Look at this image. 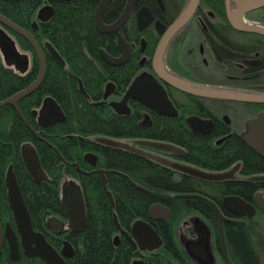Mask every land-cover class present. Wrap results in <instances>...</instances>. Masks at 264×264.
Here are the masks:
<instances>
[{
    "label": "flooded vegetation",
    "instance_id": "obj_1",
    "mask_svg": "<svg viewBox=\"0 0 264 264\" xmlns=\"http://www.w3.org/2000/svg\"><path fill=\"white\" fill-rule=\"evenodd\" d=\"M53 1L55 0L38 1L40 7L37 9V14L44 7H51L52 14L44 21L37 16V19L32 21L31 28L34 31H39L43 25L42 23H45L46 31L47 29H49V32L52 31L51 18L55 11ZM60 1L62 4H70L74 0ZM94 1L96 3L93 9L92 22L98 34L99 46L98 55L94 57L95 59L90 58V62L97 71L99 67L102 69L103 75L101 74V77L104 81L99 92L100 95L94 98L86 93L81 78L71 74L78 91L90 102L110 105L112 110L120 115L129 114L133 107L140 105L146 111L145 114H142L144 122L147 121L150 113L162 117L182 115L190 133L204 141L205 144L210 145L208 148L213 152L219 150L218 153L221 157L220 160L215 161L217 163L215 168L199 167L186 155V151L182 147L166 141L155 142L178 147L182 152H166L149 147L158 153L152 151H147V153L209 173L220 174L229 172L234 168L230 176L210 180L184 173L157 161L163 166V182H167L168 185L165 186L170 190L169 193L162 194L159 202L169 209L168 218L153 220L149 217L151 223L149 224L153 228L154 226L157 227V230L154 229L161 238V244L157 249L148 251L134 247L126 236L119 232L118 240L125 239L135 251L136 257L133 261L140 259L143 264H146V258L163 255L169 248L173 249L171 251L174 259L173 264H264V159L250 149L242 139V135L247 128V121L264 112V103L213 99L192 95L172 86L158 75L155 70V51L163 33L157 32L154 22L158 20L165 26L166 30L190 0H134L130 13L120 28L106 32H100L96 28L94 13L100 0ZM126 3L127 0H110L102 13L103 24L111 25L114 23L124 10ZM143 8H147L151 12L153 21L143 29H139L137 14ZM215 18V13L206 5H202V0H198V4L191 15L167 39L159 62L163 67V71L167 75L195 87L248 95H264V84H260L261 81H264V35L239 31L231 25L229 32L227 26L213 25L212 21ZM33 22H35V25ZM244 23L264 26L246 19ZM0 28L7 31L5 26L1 24ZM230 35L237 38V41L234 42L236 43L235 48H232V46L231 49H229L230 42L226 40ZM45 41L48 40H44L42 46H44ZM124 48L127 50L126 59L118 64L107 62L101 54V50H103L110 57L119 59L123 55ZM18 50L25 53L19 48ZM47 53L53 63L65 68L67 64L64 58H62L64 63L60 64L48 50ZM34 54V50L33 55L27 53L29 65L25 72L31 67L32 56H35L38 62ZM146 77L156 79L163 86L177 111L175 116L159 114L133 98H128L126 101V106L129 109L127 113H118L115 110L113 103L119 102L123 98L134 79ZM95 87H99V83ZM104 94H106V97H104ZM47 97H52L55 100L51 95L45 98ZM45 98L39 101L37 108L33 109L32 112L37 123V114ZM188 117L210 120L212 126L203 133L193 132L187 125L186 119ZM232 146L235 147V153L228 152V147L231 148ZM247 150L249 152L245 153ZM93 158L96 163L95 156ZM74 165L77 166L76 163ZM102 170L105 178L104 169ZM228 196L243 199L244 202L250 205L252 211L241 214L233 213L224 204V199ZM180 204H185L191 208L177 213L175 210ZM212 205L218 209L219 214ZM62 208L63 211L60 216H49L54 217L56 220L50 222L52 228L46 226L47 231L44 236L55 243L57 251H60L65 240L71 244L74 250V246L68 238L81 230L75 232L68 227L63 204ZM59 222H62V227L59 226ZM169 222L175 230L172 243L167 240L169 237ZM7 223L15 230L12 215L9 220L0 221V254L5 253L6 255V261H0V264H18L23 256L37 257L25 255L21 247L18 259L10 257L8 243L4 236ZM126 230L129 231V228ZM115 244H118V241ZM198 246L203 248L204 257H200L194 250ZM71 256L64 259L67 260ZM169 261L171 260L168 259L166 264Z\"/></svg>",
    "mask_w": 264,
    "mask_h": 264
},
{
    "label": "trees",
    "instance_id": "obj_2",
    "mask_svg": "<svg viewBox=\"0 0 264 264\" xmlns=\"http://www.w3.org/2000/svg\"><path fill=\"white\" fill-rule=\"evenodd\" d=\"M38 1L0 0V14L32 32L45 60V73L41 83L36 90L18 101L20 113L29 126L10 104L0 107V221H7L11 216L5 185L10 164L28 209L31 226L44 235L47 231L46 218L60 216L63 211L60 186L71 180L82 192L85 222L80 232L67 237L74 246V254L66 262L131 264L136 257L132 246L125 239L118 240V244L114 243L118 236L114 216L125 230L136 219L150 223L149 207L159 203L162 194H167L170 190L166 187L167 182H163V166L157 161L138 152L101 143L97 138H113L130 143L146 140L171 142L182 147L199 167L206 168L216 167L215 161L221 157L219 150L213 152L208 148L210 145L192 135L182 115L162 117L150 113L144 122L142 114L146 111L140 105L133 107L131 113L120 115L106 103L96 104L87 100L78 91L71 74L81 78L84 89L90 96L97 98L100 95L104 81L101 77L102 69L99 67L97 71L90 62V58L98 55L99 46L98 34L92 22L96 2L74 0L70 4H62L60 0H55V11L51 18L52 31H46L45 23H42V27L36 32L31 27L32 21L37 19V9L40 7ZM202 5L215 13L213 25L227 26L230 32L224 0H202ZM245 19L264 25V6L248 12ZM6 32L21 51L33 55L31 44L26 39L9 29ZM44 40H48L65 59V68L52 62L45 46H42ZM226 40L230 42L229 49L232 46L235 48L236 37L230 35ZM38 68V62L32 56L30 69L19 72L13 66L5 64L0 53V101L26 88L35 79ZM97 83L99 87L96 88ZM260 84H264V81ZM48 95L55 98L65 119L44 127L36 122L32 112L39 101ZM26 142L34 146L40 166L47 175L46 181L36 183L29 176L20 154V147ZM134 146L144 152L158 153L144 145ZM228 150L236 152L233 146L228 147ZM247 152L249 151H245ZM86 153L95 156L94 166L85 160ZM99 168L104 169L105 183L96 172ZM189 208L191 207L180 204L175 211L179 213ZM154 228L157 230L156 226ZM168 230L167 240L172 243L175 230L171 222L168 223ZM46 240L56 249L54 242L48 237ZM172 250L169 248L163 255L146 258L145 263L166 264L168 259L172 262ZM0 261H6L5 253L0 254ZM18 264L45 263L38 257L23 256Z\"/></svg>",
    "mask_w": 264,
    "mask_h": 264
},
{
    "label": "water",
    "instance_id": "obj_3",
    "mask_svg": "<svg viewBox=\"0 0 264 264\" xmlns=\"http://www.w3.org/2000/svg\"><path fill=\"white\" fill-rule=\"evenodd\" d=\"M6 2H18L22 0H4ZM110 0H100L95 13L94 22L96 28L100 32H106L109 30L119 29L123 22L127 19L130 9L132 7L134 0H127L126 6L117 20L111 25H105L102 22V13L107 3ZM226 4V16L230 25L239 31L255 32L264 35V26L245 24L243 22L244 16L253 10L261 8L264 6V0H224ZM243 2L235 12L234 17L230 16L227 5L228 3L234 4L236 2ZM198 0H190L187 6L179 14V16L168 26L165 30V26L161 24L158 20L154 22V27L158 33H163L159 40L158 46L155 51V70L158 75L167 81L172 86L178 88L186 93L200 96L208 97L213 99H229L234 101L250 102V103H264V95H248L242 93H232L217 89H207L188 85L183 83L163 71V67L160 62V58L167 42L168 37L191 15L194 11ZM52 14L51 7H44L38 11V18L42 21L47 20V18ZM153 21V15L147 8H143L137 14V22L139 29H143L148 26ZM0 24L5 26V28L13 31L14 33L22 36L30 44L35 52V55L39 62V71L36 78L24 89L16 92L9 98L0 101V107L6 104L13 106L17 114L22 118L24 123L28 125L26 120L22 117L20 110L18 108V101L33 92L41 83L44 73H45V60L42 50L37 43L33 34L18 25L14 24L4 15L0 14ZM35 25V22H33ZM121 43L123 40L121 38ZM45 48L50 52L52 57L60 64L64 61L54 47L48 42H44ZM0 53L3 57L5 64L13 66L19 72H25L29 65V58L26 53H21L18 50L16 43L7 34L6 31L0 28ZM101 54L104 59L113 64H118L125 61L127 56V50L124 48L123 55L118 59L110 57L105 51L101 50ZM82 89V86L80 85ZM106 97V94H104ZM128 98L136 99L148 108L154 110L155 112L165 115V116H175L177 114L176 109L172 105L165 89L156 80L150 77L146 78H136L127 88L123 98L116 103H113L115 110L118 113H127L129 111L126 106V101ZM122 108H121V107ZM35 114V112H34ZM64 119V114L57 104V102L52 97H47L44 99L41 109L37 114V121L39 124L48 126L56 122L62 121ZM187 125L193 132L203 133L209 130L212 126L210 120L200 119L198 117H188L186 119ZM242 139L246 145L256 152L260 157L264 159V112L259 113L256 117L251 118L247 121V128L245 133L242 135ZM101 143L125 148L134 152L143 154L149 158H152L160 163H163L171 168L177 169L184 173L200 177L203 179L218 180L230 176L229 172H224L220 174L209 173L199 170L195 167L171 162L165 158L155 156L153 154L139 150L134 144L144 145L147 147L155 148L158 150H163L166 152H182L178 147L155 142V141H134L133 143L125 142L121 140H114L109 138H97ZM20 154L22 162L29 174L35 182H41L47 179L46 173L40 166L39 158L36 153L34 146L29 143H23L20 147ZM85 159L92 165L95 164L94 158L91 154H85ZM97 172L102 176L104 182L105 178L103 176V170L98 169ZM5 185L7 189V200L9 209L14 222L15 230L11 227L9 223L5 226L4 236L8 243L9 254L12 259H18L20 257V247L24 254L27 256H37L45 264H68L65 257L71 256L74 252L71 244L65 240L60 251H57L45 238L44 234L40 231H36L31 226L30 216L28 209L23 200L22 194L18 187L15 175L13 173L12 164L8 166ZM61 198L62 204L65 210V215L68 223V227L72 231H80L85 222V204L83 200V195L76 183L73 181H66L61 186ZM109 198L112 204V197L109 194ZM224 204L226 207L235 214H241L245 212H251L252 208L243 199L239 197L228 196L224 199ZM217 214H219L218 209L212 205ZM170 212L167 207L160 203H155L151 205L148 209V215L153 220L167 219ZM56 220L54 217H49L45 224L47 227L52 228L50 222ZM59 226L62 227V222H59ZM114 223L120 234L126 236L130 243L134 247H139L141 250L153 251L157 249L161 244V238L155 229L146 221L141 219L134 220L129 227V231L122 229L118 224L116 217L114 216ZM115 243L118 241V237H115ZM196 253L200 257H204V250L201 246L195 248ZM131 264H143L142 260H134ZM168 264H173L169 261Z\"/></svg>",
    "mask_w": 264,
    "mask_h": 264
},
{
    "label": "bare ground",
    "instance_id": "obj_4",
    "mask_svg": "<svg viewBox=\"0 0 264 264\" xmlns=\"http://www.w3.org/2000/svg\"><path fill=\"white\" fill-rule=\"evenodd\" d=\"M243 4H245V3H243V2H236V3H234V4H230V3H228V5H227V9H228V12H229V14H230V16H232V17H234V15H235V12L237 11V9L240 7V6H242ZM119 232V231H118ZM117 237V236H116Z\"/></svg>",
    "mask_w": 264,
    "mask_h": 264
}]
</instances>
